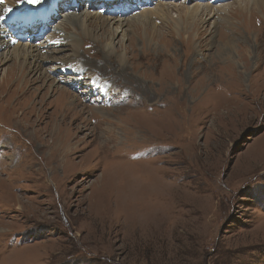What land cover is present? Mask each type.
Here are the masks:
<instances>
[{
    "label": "rangeland",
    "instance_id": "1",
    "mask_svg": "<svg viewBox=\"0 0 264 264\" xmlns=\"http://www.w3.org/2000/svg\"><path fill=\"white\" fill-rule=\"evenodd\" d=\"M17 1L0 264H264V0Z\"/></svg>",
    "mask_w": 264,
    "mask_h": 264
},
{
    "label": "bare ground",
    "instance_id": "2",
    "mask_svg": "<svg viewBox=\"0 0 264 264\" xmlns=\"http://www.w3.org/2000/svg\"><path fill=\"white\" fill-rule=\"evenodd\" d=\"M222 6V5H221ZM162 9H164L163 7H162ZM189 9V7H186V8H180V11L184 14V15H186V13H187V11H189L188 10ZM204 10V11H203ZM204 12V14L206 13V16L208 17V12H207V10L205 9V8H203V7H201V9L199 8V7H197V8H195V9H192L191 11H189V13L190 12H194V13H196L195 14V17H199V14H203V12ZM188 13V14H189ZM188 14H187V16H188ZM72 16V14H71V9H69L68 10V12L66 13V14H64V16L63 17H65V18H69V17H71ZM197 17V18H198ZM75 19H71V20H68V21H66L67 23H63L64 21H62V23H61V25L62 24H65L66 26H68L69 28L70 27H74V25H78L79 23H81V20H79L80 22H78L77 23V21L76 20H78V18L75 16L74 17ZM210 17H208L207 18V20L209 19ZM66 19V20H67ZM192 19V18H191ZM0 20H1V18H0ZM201 20V19H200ZM60 25V26H61ZM62 27V26H61ZM76 27V26H75ZM62 30H64V31H66L64 28L62 29ZM3 30H0V32H2ZM201 33V32H200ZM203 33V32H202ZM202 35V34H201ZM2 36L3 35H0V39L2 38ZM62 44V43H61ZM74 45V44H73ZM6 45H2V44H0V49H3L4 47H5ZM58 94L60 95V99H61V101H62V103L63 104H66V105H69V104H72V105H74V101L77 103V101L75 100V98L73 97V95L68 91V90H66V89H64V88H62V89H60L59 91H58ZM166 117V116H165ZM164 121V123H166V120H163ZM166 125V124H165ZM115 150V149H114ZM140 162H142L141 160H140ZM157 172V171H156ZM142 177V176H141ZM140 177V178H141ZM142 209V208H141ZM249 237V236H248ZM239 243V242H238ZM251 248V247H250ZM260 248V247H259ZM249 254H250V252H249ZM251 255V254H250ZM253 255V254H252ZM250 257V256H249ZM256 258V257H255ZM162 261V260H161ZM248 261V260H247ZM174 264V263H173Z\"/></svg>",
    "mask_w": 264,
    "mask_h": 264
},
{
    "label": "snow or ice",
    "instance_id": "3",
    "mask_svg": "<svg viewBox=\"0 0 264 264\" xmlns=\"http://www.w3.org/2000/svg\"><path fill=\"white\" fill-rule=\"evenodd\" d=\"M4 0H0V3H3ZM30 3H33V4H36V3H39L40 0H29ZM6 11H11V9H6Z\"/></svg>",
    "mask_w": 264,
    "mask_h": 264
}]
</instances>
